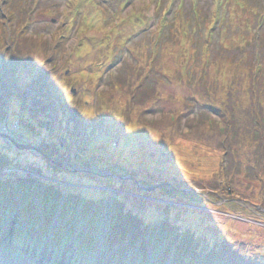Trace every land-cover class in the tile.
<instances>
[{
  "label": "rangeland",
  "instance_id": "374dc122",
  "mask_svg": "<svg viewBox=\"0 0 264 264\" xmlns=\"http://www.w3.org/2000/svg\"><path fill=\"white\" fill-rule=\"evenodd\" d=\"M128 1L0 0V52L9 54L12 61L22 52L33 59L29 69L17 67L20 71L11 82L18 89L7 97L2 95L6 93L2 81L12 66L0 60V102L4 103L0 154L13 162L0 168V222H10L12 203L26 204L37 213L34 217L50 214L49 233L42 236L44 247L49 242L54 247V233L70 229L80 238L92 234L95 249L87 251L88 261L111 258L98 245L115 235L111 231L115 222L128 226V233L142 230L143 237L126 242L125 247L130 245L134 256L145 247L150 264H172L184 231L193 232L195 243L208 242L216 249L227 242L244 243L246 238L256 245L254 254L261 255L264 191L245 171L264 169V144L248 148L241 165L230 168V157L222 155L216 116L209 112L205 117L197 110L198 118L195 112L179 118L177 112L186 111L173 101L183 94L198 98L206 94L226 112L227 124L241 122L254 73L264 76V58L260 61L264 0H237L239 4L232 5L233 24L226 30L218 28L213 41L218 48L213 44L206 49L200 41V52L193 51L197 44L179 34L188 24L184 21L188 7L180 17L173 6L165 22L166 10L157 13L150 0ZM182 3L190 5L189 0ZM207 3L200 9L198 22ZM75 9L77 16H73ZM213 25L210 22L205 33ZM143 29L148 31L125 45L126 38ZM37 73L41 78L42 73L53 77L56 89L49 92L57 102L77 105L80 119L75 117L72 130L62 129V118L52 107L48 117L37 113L42 123L50 120L41 127L29 111L33 105L17 95L27 90L22 82L32 81ZM228 84L240 90L236 95L239 112L230 109ZM250 126L253 129L254 122ZM152 137L157 138L155 144L148 141ZM8 139L31 150L16 149ZM160 193L166 198H158ZM166 212L170 222L166 234L156 238ZM68 238L56 243L57 248L65 252ZM124 242L118 240L116 245ZM207 258L204 254L200 260ZM209 259L211 264L222 262L218 257ZM118 261L125 262V257ZM30 264H40L39 259Z\"/></svg>",
  "mask_w": 264,
  "mask_h": 264
},
{
  "label": "trees",
  "instance_id": "16d2710c",
  "mask_svg": "<svg viewBox=\"0 0 264 264\" xmlns=\"http://www.w3.org/2000/svg\"><path fill=\"white\" fill-rule=\"evenodd\" d=\"M152 1L156 4L155 6L156 8H158V10H161L163 6L165 7L167 3V0H152ZM214 4H216L215 0H212V2L207 3L206 5L207 8H205V10L203 11V15H204L203 19L200 20L199 22L198 20H195V21L193 20L195 16L199 17V14L195 10L193 11L189 9L188 10L189 12L187 11V13L184 14L186 17L184 21H187L188 24L185 28L183 27L182 32L180 31L179 34L181 37H184V39L187 40L190 44H194V46L195 44H197L193 51H199V52L202 51V49H200V47H202L200 44V41L206 47V49L209 48V45H213V44H215V46L217 47L218 42L217 41L215 43L213 42V39H216V35L214 37L212 32L205 33L206 26L212 21V18L215 19L214 22L216 23V25L218 24L221 25L222 29L224 30L228 25L230 26V24H232V22L228 20L229 17H232L230 16V13L228 15L227 14L222 15L221 13L223 9L226 11L232 8V6L230 5L222 6V4H219V2H217L218 10L215 13L213 8L211 9L212 5L214 6ZM157 13H160V12H157ZM180 17H181V14H180ZM227 29H229V27ZM218 32H217V35H218ZM220 48H221V45L219 49ZM8 56L9 54L8 55L3 54V51L0 52V60L7 61L6 64L12 66V69L10 70L11 72L10 75H6L5 77H3V81H2L3 86H4V92H6L5 94H2V95H5L6 97L10 96L11 94H13L12 92L18 89L12 86L14 84L13 81L16 78V73H18L17 71H20L19 69L17 70V67H20L21 65H23V68H22L23 71L27 70V68L29 69L28 64L32 63L33 61V59L28 57L26 52H22L21 54H19L18 60L16 61L9 60ZM261 57L264 58V55H261ZM34 67L38 68L37 65ZM258 69L260 68L258 67ZM258 72L259 71H256V75L254 73V77H253L254 84L250 86L249 89L247 90V94H246L247 110L244 113V118L239 120L241 122H244V124H242L241 122L238 123V121H235L236 125L227 124L228 115H226V112L223 109H219L218 107H216L213 100L206 98V94L205 95L203 94V97L200 96L198 98L193 93L190 95L186 93L187 95H184V94L181 95V99H180L181 101L180 100L173 101L179 104L180 106H182L184 110L186 111V112L184 111L185 113L183 114L177 112V117L179 118L186 117L187 116L186 114H189V113L193 114L194 112L198 118L199 116L198 111H200V114L205 117L208 116L209 112H211L212 115L216 116L215 117L216 120L214 121L215 122L217 121L216 125H219L221 129V131L219 132L222 135V141H221V147H222V153H223L222 155L225 157H230L229 159L230 168H231V164L241 165L242 158H244V152L247 151L248 148L252 149L255 146L260 147L261 144H264V139H263V136H264V76L261 75L260 77H258ZM29 74H33V73L31 72ZM151 74L153 75V72L150 70L149 75ZM22 75L24 74H21V76ZM137 76L140 77L141 73L139 72ZM11 80L13 81L11 82ZM52 80H53V77L49 76V74L45 75L44 73H42V78H41V75H38L37 73L36 75L32 76V81L30 79L28 81L25 80L22 82V84L26 83L25 86L27 90H22L21 92H19L20 94H17V95L23 98L22 99L23 103L26 102L27 105H29L30 103L33 105L34 108L33 109L30 108L29 111L33 113V119L36 122H38L41 125V127L45 123H47V121L42 123L37 113L45 114V112L51 109L52 107L53 110L57 113V115L61 116L62 118V121L60 123L62 129L65 127L68 130L70 127V130H72V122L74 121L75 117L76 118L78 117V121L80 119L79 111L76 112L75 110V108L77 109V105L72 102H65V104H62L61 99H60L61 101L59 100L57 102L56 99L53 97V94L49 92L50 88H55V85H53ZM227 87H228L226 88L227 97L229 98V101L231 102L230 109L234 112L235 111L239 112L240 110L236 109L237 104H240L239 99L236 97V95L240 92V90H238L237 88L238 85L228 84ZM201 92H203V90ZM2 95L0 96V101H2L1 100ZM227 106L224 109H228ZM3 107H4V103L0 102V110H2ZM227 112L230 113L229 110H227ZM62 113L64 114L62 115ZM232 116L235 117L234 114H232ZM225 119L227 120L225 121ZM252 122H254V125H255L253 129H251V126H250ZM126 125L127 124L125 123L122 124L124 128L127 127ZM162 135H164V133H162ZM154 139H157V138L152 137V139H148V141H150V143L155 144L156 142L154 141H157V140H154ZM249 145H252V146L249 147ZM12 163L13 162L10 159V157L0 154V168L8 167L12 165ZM178 167L180 168L181 171L183 170L182 169L183 166L180 163H178ZM242 169L244 170V168H240V170ZM184 171L186 170L184 169ZM247 173L248 175L246 176L248 177V179L250 181H252L251 179H253L257 184H259V189L264 191V169H259L255 171L247 170L245 171V174ZM152 197H154V195H152ZM158 198H166V197L160 193ZM180 202L181 201H179V203ZM156 205L158 206L159 204H156ZM12 206H15L14 203L12 204ZM160 206L167 207L166 205H160ZM26 207L23 210V216L20 220V224H23L25 229L29 228L32 220L34 219V212H35L31 209L28 210ZM170 209L178 210L177 207H171V208L170 206L167 207V210H170ZM172 211H174L173 213L176 212L175 210H172ZM167 217L168 216L166 212L164 214V219H162V221L159 222L160 227H158V229L155 231L156 238H162V236H165L166 234L165 227L169 226V223H170L167 220ZM51 219L52 218L50 214H47V218L43 217L44 224L42 225V233L43 232L45 233L48 231L49 226L51 224ZM131 220H134V219H130V221ZM39 221L40 219L39 217H37L36 219L37 224ZM136 222H141L144 224L142 220H137ZM121 224L122 223L115 222L114 226L111 227V231L112 230L115 231V235H112L110 238L111 243L113 242L114 244H117L118 240L125 239L126 242H129L131 244V243L136 242L138 236L143 237V234L141 233L142 230H140V228L136 231L134 230L129 231V233H131L129 234L128 233L129 227L126 225L124 227ZM25 229H23L22 227L21 229H17L18 230L17 231L18 235L16 237L17 241L19 242L23 241L22 238L25 236V231H26ZM128 234L130 236L127 237ZM179 240L180 241L177 244L172 264H196V263L211 264L210 263L211 259L208 260V258L210 257L220 258L222 260L221 264H264V252L261 255H255L254 252L255 250H257V248L255 247L256 245L249 243L246 238H244V243L238 242L236 244H230L231 242H227L226 244H224V246H222L223 248L220 247V249H216L214 248L216 246L213 247L212 244L210 246L208 242H201L200 240L195 243L193 232H190V231H187V232L184 231L183 236ZM86 244L88 248H91V243L89 244V242L87 243L86 241ZM193 244H195V246L191 247V245ZM190 247L192 248V250L190 249ZM141 248L144 254L145 247L143 248L142 246ZM120 252H121L120 249H116L115 251V253L117 254ZM204 254H208V258L207 260L202 261L200 260V258L203 257ZM142 258L146 260V255L145 254L142 255Z\"/></svg>",
  "mask_w": 264,
  "mask_h": 264
},
{
  "label": "water",
  "instance_id": "95a60500",
  "mask_svg": "<svg viewBox=\"0 0 264 264\" xmlns=\"http://www.w3.org/2000/svg\"><path fill=\"white\" fill-rule=\"evenodd\" d=\"M72 93L74 94V93H75V90H73ZM10 141L13 143V145H14L15 147H17V149L31 150V147H29V146L18 145L17 143L13 142L14 140H13V141L10 140ZM37 151H39V150L37 149Z\"/></svg>",
  "mask_w": 264,
  "mask_h": 264
}]
</instances>
